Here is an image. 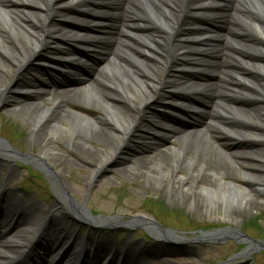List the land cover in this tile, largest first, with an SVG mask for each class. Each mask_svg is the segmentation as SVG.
Instances as JSON below:
<instances>
[{
    "label": "bare ground",
    "instance_id": "6f19581e",
    "mask_svg": "<svg viewBox=\"0 0 264 264\" xmlns=\"http://www.w3.org/2000/svg\"><path fill=\"white\" fill-rule=\"evenodd\" d=\"M115 1L0 0V93H3V100L10 98L9 95L23 97L24 87L18 84V75L24 68L34 67L33 71L38 73L40 66L45 65L52 71V80L47 82L50 89H44L50 98L46 102L97 110L82 102L95 97L106 106L97 121V128L83 132L78 127L87 125L88 120L77 117L68 121L66 113L55 119L58 127L42 129L48 121H53L48 118L51 111L43 109L36 102L22 104L27 110L24 118L32 127V144L39 147V153L32 155V161L55 179L70 167L83 165L89 169L90 179L95 171L115 159L119 151L122 153L126 150L127 144L137 138L136 134L151 131L152 118L155 120L157 115L154 108L180 111L181 102L174 98L177 94L193 90L198 93L199 101L213 105L208 113L206 129L184 133L178 150L167 149L156 153L151 159H130V166L125 172L133 182L156 184L159 189H165L169 196H178L181 201L190 204L195 211L213 213L214 209H218L216 203H219V208L226 211L224 218L230 222L231 230L213 236L239 234L237 218L264 206V0H233L232 4L225 6L221 3L230 0H118L116 5ZM113 5H119L120 9L112 8ZM70 8H84L93 15L89 17L91 21L77 15V20L82 22L80 37L75 34L71 39L69 33L74 32L69 31V26L75 25L73 20L76 16L68 12ZM224 10L229 11V28L223 35H217L222 39L221 48L216 52L212 51L217 46L202 49V53L212 52L222 57L217 72L223 77L218 83H212L208 74L216 72L213 70L216 61L207 60L200 65L194 58L198 55L196 49H200L214 35L211 31L199 29L193 22L209 13L218 14L220 18ZM111 42L113 48L109 49L107 45ZM75 44L91 48L97 54L104 47L108 51L107 61L91 80H86L79 87L61 90L56 86L54 77L67 73L68 63L63 61L70 58L77 65H90L75 48L70 56L58 59L61 46L71 48ZM192 67L204 68L195 72L199 81L181 78L189 71L194 73ZM33 81H36L35 77ZM166 91L170 94L171 105L160 103ZM32 92L36 94L37 90ZM198 100L189 99V107L194 111L203 108L198 105ZM168 123L164 129L158 127L159 133H165L170 128ZM55 131L63 134H56ZM227 132L238 138L227 140ZM249 139L258 141L262 147H238L232 155L224 149L225 142L239 143ZM54 141L68 144L64 145L68 156L50 147ZM209 148L226 155L231 166L216 167L211 153L205 151L204 155H200ZM13 153L10 145L0 142V159L15 157ZM184 165L198 166L199 171L209 174L207 179L201 180L207 186L203 189L206 201L197 192L200 187L196 188V192H191L192 188L185 189L187 186L183 181H176V173ZM253 187L259 188L255 194L250 189ZM62 193L70 199L69 189L63 188ZM71 211L78 216L84 213L86 216L82 217L87 222H94L81 204ZM138 224L162 241L178 240L156 227L145 216L131 219V225ZM37 226L30 228L35 230ZM54 227L48 226L51 230ZM27 236L22 228L7 236L11 241H2L0 264H15L17 257L14 256L19 252L17 246ZM58 237L64 240L65 246L71 240L64 235ZM70 243L74 244L75 241ZM157 244L148 250L150 254L157 252ZM55 245H45L48 253H58ZM252 245L255 246L254 243ZM90 247V256L95 252L96 256L93 257L106 255L104 262L111 257L112 262L109 259L108 264H120L118 261L123 251H114L108 245L97 246L94 251V246ZM166 248H159L158 251L162 253ZM136 257L129 258L124 264H149L146 254L140 253ZM67 258L68 264H81L78 251Z\"/></svg>",
    "mask_w": 264,
    "mask_h": 264
},
{
    "label": "rangeland",
    "instance_id": "374dc122",
    "mask_svg": "<svg viewBox=\"0 0 264 264\" xmlns=\"http://www.w3.org/2000/svg\"><path fill=\"white\" fill-rule=\"evenodd\" d=\"M222 23L224 22L211 24V30L216 34H222L218 29L217 31L214 30L223 28ZM212 44L216 43L208 42L205 48H209ZM112 46L113 42L108 44L107 48L111 49ZM105 51L100 52L105 53ZM58 55L61 56L62 52L58 53ZM90 56L96 59L99 64L89 59L88 63L90 65L74 69L71 72L75 75L62 78L58 85L59 89L67 90L81 86L86 80H91L97 74L98 68L107 61L104 55ZM194 59L200 65H203L206 60L216 61L213 69L216 72L210 73L214 81L212 83H218L223 77L222 74L217 72L221 67L219 63L221 58L218 54L213 55L210 53L206 56V59L201 58L199 54ZM184 67L187 68L188 66L184 65ZM27 72L33 73L30 68H26L22 74ZM39 72H41L38 75L40 79L29 84L32 88L37 86L36 94L32 92L35 89H27L25 87V82L28 81L25 78L28 77L27 75L22 78L18 76L20 85L25 87L22 98L16 95H9L10 98L4 101L1 96L3 93H0V138L4 139L12 147V151L16 149L21 155L25 154L27 157L37 155L39 147L32 144V127L24 118L27 110L22 104L36 102L43 109L46 108L51 111L48 118L53 121L51 123L48 121L42 129L53 126L58 127L59 124L56 123L57 120L55 119L66 113L68 121L75 120L77 117H83L88 120L87 125L84 124L78 127L83 132L94 131L97 128V121H99L103 113V108H106L95 97L82 102L83 104H90V107H95L97 110L78 105L59 106L57 102H46L50 98L44 89H47L46 83L50 72L46 69L39 70ZM169 97L170 95L167 92H163L160 103L167 102ZM210 107L211 109H209ZM212 107L213 105L206 102L203 108L193 114L191 119L186 116L173 118L170 128L165 133H159V130L155 127L158 124L157 120L151 122V131L146 130V133L142 131V133L136 134L137 138L127 144L128 148L126 150L122 151V153L119 151L114 157L115 159L103 168H99L97 172L95 171L90 179L89 169L82 164L80 167L76 165L70 167L62 176L55 179L49 176L45 170L36 168L35 165L29 162L28 164L27 162L24 163L22 159L16 158V156L15 158L0 159V190L4 188L13 189L15 195L23 197V201L29 203L27 206L28 213L43 216V214L48 213L52 205H55V199H58V196H63L66 199L62 193L63 188L69 189L70 199L84 204V209L87 212L91 211L94 217L107 220L108 222L103 224L100 229L89 228L88 224H80L78 227H73V233L81 236L86 234L88 236L89 244H99L105 241L115 244L119 240V246L122 249H126L129 243H134V240L147 237L141 226L130 228L124 226V223L130 222L132 218L137 216H145L155 222V224H158V222L162 223L169 228L168 232L173 235L177 234L174 230L179 229L178 233L184 238V241L174 242L171 245L167 244V248L165 246L166 243L159 245L155 240H152V243L147 245L149 250L155 247L156 244L158 245L156 246L157 252H154L155 255L150 254L148 250V253L146 252L149 264H264V206H259L257 210L247 212L237 218L236 227H238L240 233L239 239H234V236H232L234 233L214 237L212 236L213 234H223L231 230L230 222L224 218L226 211L219 208L221 207L219 203H216L218 209H214L213 213L205 210L195 211L190 204L181 201L178 196H169L165 189H159L156 184L142 185L135 181L133 182L125 172L126 168H129L130 159L132 158L149 157L151 159L158 152L167 149L178 150V147L183 142L182 136L184 133L191 130L206 129L209 121L208 113L212 110ZM154 110H159V108L156 107ZM152 121H154L153 118ZM55 132L59 135L63 134L61 131ZM226 138L237 139L238 137L227 132ZM1 139L0 141H2ZM61 141L64 142L63 140ZM62 142L54 141L50 147H53L58 153H66L67 155L65 146L68 144ZM223 146L230 155L235 150H238L237 147L239 146L247 149L255 146L256 149L262 147L258 141L250 139L239 143L225 142ZM205 151L207 154H212V161L216 167L231 166L227 156L221 154L218 150L209 148L201 152L200 155H204ZM233 165V167H236L235 164ZM199 169L198 166L189 167L184 165L183 169L176 173V176H178L176 181L179 183L183 181L187 186L185 189L192 188L191 192H196V188L200 187L197 192L206 201L207 197L203 189L207 186L204 183L202 184L201 180L207 179L209 174L207 172L203 173ZM250 189L254 194L257 193L255 192L256 190H259L258 187ZM234 206L237 209V206ZM112 219H119L120 225L116 227L110 226L114 222ZM243 233H246L245 235L249 238L257 240L261 244L254 243L255 246H253L251 244L253 242H250L247 238L245 239L242 235ZM133 246H138V244ZM164 247L166 249L162 254L158 249H163ZM241 253L242 255H240Z\"/></svg>",
    "mask_w": 264,
    "mask_h": 264
},
{
    "label": "water",
    "instance_id": "95a60500",
    "mask_svg": "<svg viewBox=\"0 0 264 264\" xmlns=\"http://www.w3.org/2000/svg\"><path fill=\"white\" fill-rule=\"evenodd\" d=\"M197 54L199 55L200 54V56H201V58H205L206 59V56H207V54H205V53H200V52H197ZM197 55V56H198ZM206 55V56H205ZM190 57V56H189ZM91 61H94V62H96L97 64H99V62H97L95 59H90ZM84 67H87V66H85V65H75L74 66V69L76 70V69H79V68H84ZM71 76V75H70ZM73 202V201H72ZM72 205H73V207L74 206H76L77 204L75 203V202H73L72 203ZM253 242H256V243H259L258 241H254L253 240Z\"/></svg>",
    "mask_w": 264,
    "mask_h": 264
}]
</instances>
